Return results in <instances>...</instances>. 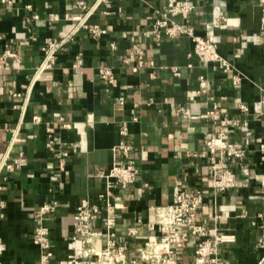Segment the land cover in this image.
Masks as SVG:
<instances>
[{"label": "crops", "instance_id": "1", "mask_svg": "<svg viewBox=\"0 0 264 264\" xmlns=\"http://www.w3.org/2000/svg\"><path fill=\"white\" fill-rule=\"evenodd\" d=\"M79 1L85 8L78 6ZM93 3L16 0L12 7L0 3V54L6 49L15 54L0 59V160L19 154L24 159L12 172L0 171V242L5 245L0 264H37L34 212L47 202H56L47 221L53 260L72 252L77 246L71 239L76 206L82 198L103 191L104 179L96 172L122 159L116 148L120 141L131 146L138 167L129 186L112 189L115 233L120 242H127L130 256L153 233L148 229L153 208L170 203L178 186L204 189L200 223L210 231L235 235V241L219 246L222 264H257L264 254L256 247L260 229L252 225L255 214L264 210L260 182L264 163L257 150L264 142L260 103L264 0L197 1L186 20L176 18L196 35L213 36L217 51L245 76L238 85L231 82L232 71L223 73L200 61L187 36L155 38V10L165 0H102L92 7ZM85 13L86 23L98 24L106 34L96 38L83 27L73 29L77 21L71 18ZM33 14L38 18L33 19ZM47 39L63 42L54 52L52 65L35 74ZM132 45L141 49V65ZM77 56L81 63L74 67ZM100 65L112 69L115 86L99 78ZM200 75L208 86L197 93ZM119 96L123 103L117 101ZM214 104L219 119L204 117ZM241 104L248 110L241 111ZM34 115L39 122L33 121ZM222 118L239 123L223 126ZM62 121L71 127L63 128ZM47 125L60 142H76V151L69 146L48 149ZM219 131L241 144L247 156L242 168L230 165L236 176L232 187L214 193L205 175V142ZM58 151L64 156L62 169ZM133 227L137 239L128 236ZM192 254L188 245L179 264H192Z\"/></svg>", "mask_w": 264, "mask_h": 264}, {"label": "built area", "instance_id": "2", "mask_svg": "<svg viewBox=\"0 0 264 264\" xmlns=\"http://www.w3.org/2000/svg\"><path fill=\"white\" fill-rule=\"evenodd\" d=\"M101 1L94 0L92 7ZM197 1L202 0H165L164 5L155 10L156 16L152 22L153 35L157 40L162 37L187 36L192 40L193 52L200 61L212 63L214 69L223 73L232 71V84H240L245 76L240 71L234 70L231 63L217 51L213 36L196 35L191 26L184 25L176 20L177 17L186 20L194 10ZM0 3L12 7L16 0H0ZM77 4L85 8L82 1L77 2ZM26 7L30 8V5H26ZM32 18H38V15L33 14ZM85 18L86 13L83 16L71 18L77 21L73 29L79 26L83 27L96 38L106 34L105 28L98 24H87ZM66 19L70 18L66 16ZM62 42L63 40H46L45 45L42 47L44 57L35 74L52 65L54 52ZM110 46L114 48L113 43ZM131 50L138 54V62L141 65L143 60L140 47L132 45ZM12 56H15V54L6 49L0 54V59ZM80 63L81 59L77 56L74 67ZM2 64L4 68L9 67V64L4 60ZM172 71L175 75H179L178 68H173ZM98 76L104 84L116 85L117 80L110 67L100 65ZM198 79L199 89L197 93L205 90L208 86V82L202 75ZM117 101L123 103V97L119 96ZM260 103L262 110H264V95L261 96ZM240 110L245 112L248 108L245 104H241ZM177 111L182 113L183 109L178 108ZM184 112L187 113L186 110ZM203 116L219 119L217 105L214 104L213 109L207 111ZM32 119L34 122L40 121V117L37 115H34ZM220 123L224 126L236 124L239 121L222 118ZM61 126L70 128L71 124L62 121ZM46 131L48 132L46 142L48 149L54 150L55 146L58 148L69 146L72 151H76L78 148L76 142L66 144L56 139L53 135V129L49 125L46 126ZM125 131V128L121 129V133L124 134ZM205 144L208 158L205 175L214 193L225 191L232 187L236 178L230 165L237 164L242 168V161L247 156V150L241 144L227 140L221 131L208 137ZM116 148L120 151L122 159L118 163L113 162L107 170L96 172L98 176L104 179L103 191L93 198H82L76 206L73 216L74 232L71 239L77 246L65 258L53 260L54 248L49 239L47 221L56 209V202L41 204L34 212L35 227L32 240L39 249L37 264H179L188 245H192V264H222L218 257L219 246L225 242L235 241V235L217 229L210 231L207 226L200 223L198 210L203 203L204 189L202 188L190 190L176 186L170 203L153 208V218L148 223V229L153 233L137 244L132 256L128 254L127 242H120L115 233L117 214L112 201V189L114 186L122 189L129 186L138 173V167L130 154V145L120 141ZM257 150L259 151L260 161L264 163V142L258 144ZM113 151H115V148ZM56 156L59 160V168L62 169L64 156L60 151L56 153ZM23 162L24 159L20 154L9 161L7 156L4 155L0 160V171L4 168L7 172H12L20 167ZM260 182L264 187L263 178L260 179ZM1 189L2 185L0 184ZM252 225L260 229L256 247L264 250V210H260L255 214ZM137 232V228L133 227L128 231V236L137 239ZM4 249L5 245L0 242V254ZM257 264H264V254Z\"/></svg>", "mask_w": 264, "mask_h": 264}]
</instances>
